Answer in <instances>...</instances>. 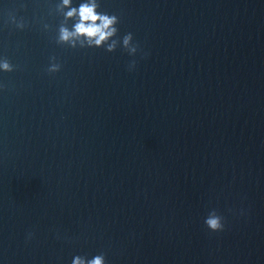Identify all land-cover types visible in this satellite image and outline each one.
<instances>
[{
  "label": "water",
  "instance_id": "95a60500",
  "mask_svg": "<svg viewBox=\"0 0 264 264\" xmlns=\"http://www.w3.org/2000/svg\"><path fill=\"white\" fill-rule=\"evenodd\" d=\"M53 7L0 0L3 264H264V0H102L132 71L57 45Z\"/></svg>",
  "mask_w": 264,
  "mask_h": 264
},
{
  "label": "clouds",
  "instance_id": "9594fccd",
  "mask_svg": "<svg viewBox=\"0 0 264 264\" xmlns=\"http://www.w3.org/2000/svg\"><path fill=\"white\" fill-rule=\"evenodd\" d=\"M49 15L60 18L54 29V41L57 45L71 49L101 48L106 52L122 49L128 56L133 57L128 64V70L135 69V57L141 53L140 45L131 31L119 35L120 16L102 10V0H54V7ZM6 22L17 29L26 27L25 18L18 17L14 13L9 14ZM41 27L43 31L53 30L52 25L46 21L42 22ZM15 67L7 56L0 54V73L12 72ZM61 68L62 64L57 57L50 56L46 71L55 73ZM203 223L211 232H222L225 229V217L216 208H211L207 212ZM32 235L33 233L29 232L26 238L31 239ZM0 264H3L2 260ZM70 264H109V262L105 253L100 252L94 255L75 254Z\"/></svg>",
  "mask_w": 264,
  "mask_h": 264
}]
</instances>
